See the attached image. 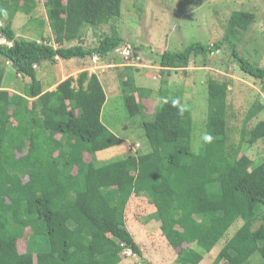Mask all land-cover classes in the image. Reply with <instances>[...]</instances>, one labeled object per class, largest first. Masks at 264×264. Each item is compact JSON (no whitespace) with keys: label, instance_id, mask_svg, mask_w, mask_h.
I'll return each mask as SVG.
<instances>
[{"label":"trees","instance_id":"16d2710c","mask_svg":"<svg viewBox=\"0 0 264 264\" xmlns=\"http://www.w3.org/2000/svg\"><path fill=\"white\" fill-rule=\"evenodd\" d=\"M121 2L45 0L51 44L43 39L46 21L32 15L37 0H0V38L10 43L0 44V57L16 75L29 78L21 91L10 92L1 85L0 68V264H119L124 249L149 264L125 225L126 204L140 195L154 207L161 234L176 250L173 264H198L237 220L241 225L211 264H264V160L253 164L245 154H226L223 78L207 80L204 135L212 140H203L195 152L191 112L181 90L171 91L162 79L158 97L163 101L147 118L141 99L152 91L136 84V68H123L122 99L132 103L138 98L143 136L151 149L100 165L94 155L125 140L100 120L106 97L97 76L81 71L43 90L34 65L56 58L101 59L122 43L115 29L92 47L81 42L82 29L117 18ZM18 12L29 15L36 39L16 35L11 22ZM254 18L252 12H233L221 40L165 50L156 63L168 73L185 69L192 58L228 48L241 71L264 81V68L240 55L233 42ZM263 108L256 104L248 110L236 153L264 138L263 120L248 127ZM85 154L91 155L87 161ZM26 229L27 252L19 254L16 242Z\"/></svg>","mask_w":264,"mask_h":264},{"label":"rangeland","instance_id":"374dc122","mask_svg":"<svg viewBox=\"0 0 264 264\" xmlns=\"http://www.w3.org/2000/svg\"><path fill=\"white\" fill-rule=\"evenodd\" d=\"M44 1L37 0V7L32 15L45 20ZM237 11L252 12L255 18L246 30L235 35L233 42L236 43V49L251 63L264 68V0H122L120 15L97 28L84 27L81 42L85 47H92L97 44L102 34H110L112 29H119L122 43L117 48L128 45L131 53H134L126 58L116 48L101 59V62L89 58L42 62L36 72L37 78L44 87H49L68 76L77 77L81 70H88L89 74L95 72L100 76V82L107 95L102 121L111 125L112 132L126 140L112 149L97 152L94 155L96 165L123 159L128 152L142 154L151 149L143 136L138 98L132 103H125L122 99L119 79L123 68H136V84L152 91L150 98L141 99L147 106L144 110L147 118L152 116L155 106L163 101L158 97L162 79L167 80L171 91L181 90L183 102L191 112V147L195 152L200 149L205 133L207 80L223 78L227 84L226 154H245L253 164H257L264 160V138L257 140L252 146L243 147L239 153H236V146L243 120L250 107L256 104L264 107V81L241 71L228 48L207 56L192 58L185 69H170L168 73L156 63L162 51L176 52L192 42L212 44L221 40L230 14ZM28 19V15L19 12L13 18L11 26L17 36L36 39L34 32L37 28L34 24L30 26ZM43 34L44 41L52 44L47 22L43 26ZM74 65V70L68 71ZM0 68L8 71L4 85L9 89L18 92L29 83V78L16 75L11 65H7L1 57ZM261 120L264 121V108L249 121L248 127ZM126 125L127 128L124 127ZM85 156L86 160H89L91 155ZM154 211V207L144 195L132 197L125 208L126 228L139 244L143 259L149 264H173L176 250L168 245L161 234L159 224L152 216ZM241 223V220H237L210 252L204 254L198 264H211L225 240ZM28 233L26 229L16 242L19 254L27 252ZM132 263L142 264V259L132 253L125 255L119 264ZM219 264L226 263L222 261Z\"/></svg>","mask_w":264,"mask_h":264},{"label":"crops","instance_id":"0c3cea01","mask_svg":"<svg viewBox=\"0 0 264 264\" xmlns=\"http://www.w3.org/2000/svg\"><path fill=\"white\" fill-rule=\"evenodd\" d=\"M19 13V12H18ZM17 14V13H16ZM29 16V15H28ZM15 17V16H14ZM13 20V19H12ZM45 21H46V19H45ZM47 22V21H46ZM117 32H119V29L117 30ZM35 35H36V33H37V29L35 30ZM17 35V34H16ZM49 35H50V38H52V36H51V34L49 33ZM119 35V34H118ZM120 36V35H119ZM120 38H121V36H120ZM122 39V38H121ZM73 44V43H72ZM118 49V48H117ZM163 52V51H162ZM101 59H103V58H101ZM101 59H99V61L101 62ZM55 61H63L62 59H59V58H56L55 59ZM7 63V65H9L10 66V63L9 62H6ZM44 63V62H43ZM78 64V63H77ZM39 67H40V64L39 65H36V72H38V69H39ZM74 68H75V65H74V67L73 68H69V70L68 71H73L74 70ZM81 71H88V70H81ZM81 71H79V72H81ZM78 72V73H79ZM8 73V71H7V69H5L4 70V75H3V79H2V87L4 88V89H7V90H9L10 92H17V91H15V90H13L12 88L11 89H9L8 87H6V85H4V83H5V75ZM89 73V72H88ZM92 73H94L96 76H97V78H98V80H99V82H100V79H99V75L98 74H96L95 72H92ZM78 75V74H77ZM41 82V81H40ZM42 83V82H41ZM100 84H101V86H102V83L100 82ZM55 86H56V83H54L53 85H50L49 87H44V85L42 84V88H43V90H52V89H54L55 88ZM102 89H103V86H102ZM103 91H104V89H103ZM104 94H105V97H106V100H105V102H107V95H106V92L104 91ZM145 99V98H144ZM143 100V99H142ZM144 106H146L145 105V103L142 101L141 102ZM104 105H105V103H104ZM104 105L102 106V109H101V113H100V120H101V122L104 124V125H106L109 129L110 128H112L111 127V125H108L107 123H104L103 121H102V111H103V108H104ZM147 107V106H146ZM148 114H150V113H148ZM111 130V129H110ZM112 131V130H111ZM114 133V132H113ZM114 134H116V133H114ZM121 138H123V137H121ZM124 139V138H123ZM124 140H126V139H124ZM110 149H112V148H110ZM84 159L86 160V156H84ZM87 161V160H86Z\"/></svg>","mask_w":264,"mask_h":264},{"label":"built area","instance_id":"2783aa9c","mask_svg":"<svg viewBox=\"0 0 264 264\" xmlns=\"http://www.w3.org/2000/svg\"><path fill=\"white\" fill-rule=\"evenodd\" d=\"M0 44H7V45H10V43L9 42H7L5 39H3V38H0ZM120 48H118L117 50L118 51H120L121 52V54L124 56V57H128L130 54H131V48H130V46H128V45H126V46H123L120 50H119ZM100 59V57L99 56H97V55H94L93 57H92V60H94V61H97V60H99ZM34 68H36V65H34ZM132 254V252L130 251V249H124L123 251H122V256H129V255H131Z\"/></svg>","mask_w":264,"mask_h":264},{"label":"clouds","instance_id":"9594fccd","mask_svg":"<svg viewBox=\"0 0 264 264\" xmlns=\"http://www.w3.org/2000/svg\"><path fill=\"white\" fill-rule=\"evenodd\" d=\"M203 140H204L205 142L210 143L211 140H212V137H211L210 135L205 134V135L203 136Z\"/></svg>","mask_w":264,"mask_h":264}]
</instances>
